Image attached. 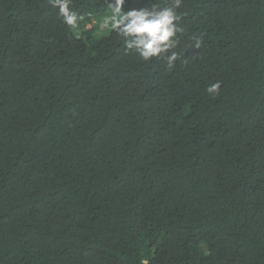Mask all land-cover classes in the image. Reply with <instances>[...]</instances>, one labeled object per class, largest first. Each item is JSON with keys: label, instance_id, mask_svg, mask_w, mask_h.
I'll use <instances>...</instances> for the list:
<instances>
[{"label": "trees", "instance_id": "obj_1", "mask_svg": "<svg viewBox=\"0 0 264 264\" xmlns=\"http://www.w3.org/2000/svg\"><path fill=\"white\" fill-rule=\"evenodd\" d=\"M72 8L0 0V264H264V0H183L170 71Z\"/></svg>", "mask_w": 264, "mask_h": 264}, {"label": "clouds", "instance_id": "obj_2", "mask_svg": "<svg viewBox=\"0 0 264 264\" xmlns=\"http://www.w3.org/2000/svg\"><path fill=\"white\" fill-rule=\"evenodd\" d=\"M73 0H50L58 16L74 35H79L83 16L72 8ZM125 0H107L105 14L100 21V28L105 32L119 35L126 51H134L144 62L165 59L170 71L180 55L175 49L179 45V34L183 32L180 21L183 18L177 11L183 0H165L163 5L157 3L139 9H124ZM202 41L194 39L193 47L199 49ZM222 83L216 81L206 88L213 97L219 96ZM147 264V261H145Z\"/></svg>", "mask_w": 264, "mask_h": 264}, {"label": "rangeland", "instance_id": "obj_3", "mask_svg": "<svg viewBox=\"0 0 264 264\" xmlns=\"http://www.w3.org/2000/svg\"><path fill=\"white\" fill-rule=\"evenodd\" d=\"M89 26V25H88Z\"/></svg>", "mask_w": 264, "mask_h": 264}]
</instances>
